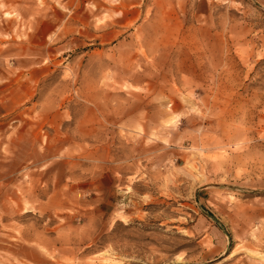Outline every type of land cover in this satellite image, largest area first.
I'll use <instances>...</instances> for the list:
<instances>
[{
	"label": "rangeland",
	"instance_id": "1",
	"mask_svg": "<svg viewBox=\"0 0 264 264\" xmlns=\"http://www.w3.org/2000/svg\"><path fill=\"white\" fill-rule=\"evenodd\" d=\"M0 264H264V0H0Z\"/></svg>",
	"mask_w": 264,
	"mask_h": 264
}]
</instances>
